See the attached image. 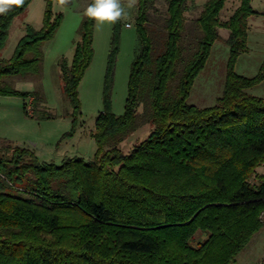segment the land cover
Returning <instances> with one entry per match:
<instances>
[{
  "label": "trees",
  "instance_id": "obj_1",
  "mask_svg": "<svg viewBox=\"0 0 264 264\" xmlns=\"http://www.w3.org/2000/svg\"><path fill=\"white\" fill-rule=\"evenodd\" d=\"M31 1L0 15V50ZM158 1L136 3L140 48L125 113L114 115L106 98L91 161L40 162L21 147L0 157V264H234L264 227V175L250 181L264 164V99L246 92L261 83L264 69L254 78L234 70L248 50L252 0H240L226 21L220 15L227 0H206L192 40L190 0H166L164 16ZM45 2L41 28L26 26L11 57L0 59V95H29L7 78L39 73L42 45L62 21L53 16L54 0ZM94 26L84 15L72 61L60 62L75 115ZM220 29L228 30L230 49L223 93L214 106L196 107L188 99ZM148 123L154 126L148 137L124 153L119 144ZM199 232L208 237L194 247Z\"/></svg>",
  "mask_w": 264,
  "mask_h": 264
},
{
  "label": "rangeland",
  "instance_id": "obj_2",
  "mask_svg": "<svg viewBox=\"0 0 264 264\" xmlns=\"http://www.w3.org/2000/svg\"><path fill=\"white\" fill-rule=\"evenodd\" d=\"M122 3L127 7L128 0H122ZM136 3L128 10L130 19L121 21L117 44L114 42L116 24L98 27L95 23L93 59L79 85L80 111L77 115L63 92L60 62L63 59L71 62L73 59L89 0H72L64 11H60L58 6L54 7L53 3V16L61 14L62 21L54 37L42 45L43 60L39 73L7 78L14 89L29 95H0V157L9 156L14 147H21L34 151L40 162L56 165H60L66 157H80L85 161L94 158L97 146L93 134L97 117L105 111L106 98L114 115L122 117L125 113L131 67L140 48L134 18L137 14ZM205 3L206 0L188 2L185 13L188 40L193 39L196 19ZM239 3L240 0H227L220 15L221 20H228ZM251 6L256 14L248 18V50L240 54L234 69L248 78H254L264 69V0H252ZM157 8L159 15L164 16L166 0H159ZM45 11V0H32L25 11L13 19L6 42L0 50V59L11 57L26 26L41 28ZM126 24H130V27ZM219 32L220 37L213 44L188 99V103L196 107L214 106L223 93L230 49L227 44L228 30L220 29ZM246 92L264 99V78ZM30 97H33V103L31 111H28L25 106ZM153 128L150 123L139 127L119 144V148L129 153L137 143L148 137ZM260 175H264V164L258 166L250 181L259 183ZM207 237V234L199 232L191 244L198 247ZM262 255L264 227L253 235L234 264H263L264 260L260 259Z\"/></svg>",
  "mask_w": 264,
  "mask_h": 264
},
{
  "label": "clouds",
  "instance_id": "obj_3",
  "mask_svg": "<svg viewBox=\"0 0 264 264\" xmlns=\"http://www.w3.org/2000/svg\"><path fill=\"white\" fill-rule=\"evenodd\" d=\"M69 3L70 0H54V7L58 6L60 11H64ZM135 3L136 0H128L125 7L122 0H91L84 15L98 27L105 24L115 25L130 19L128 10L132 9ZM23 4L24 0H0V15H6L14 7H22Z\"/></svg>",
  "mask_w": 264,
  "mask_h": 264
},
{
  "label": "built area",
  "instance_id": "obj_4",
  "mask_svg": "<svg viewBox=\"0 0 264 264\" xmlns=\"http://www.w3.org/2000/svg\"><path fill=\"white\" fill-rule=\"evenodd\" d=\"M127 25V27H130V24H126ZM32 103H33V97H30L28 100H27V103H26V109L28 110V111H31V109H32ZM264 218V213H262L261 214V216H260V219L262 220Z\"/></svg>",
  "mask_w": 264,
  "mask_h": 264
},
{
  "label": "crops",
  "instance_id": "obj_5",
  "mask_svg": "<svg viewBox=\"0 0 264 264\" xmlns=\"http://www.w3.org/2000/svg\"><path fill=\"white\" fill-rule=\"evenodd\" d=\"M260 259L263 261V260H264V255H262V256L260 257Z\"/></svg>",
  "mask_w": 264,
  "mask_h": 264
},
{
  "label": "water",
  "instance_id": "obj_6",
  "mask_svg": "<svg viewBox=\"0 0 264 264\" xmlns=\"http://www.w3.org/2000/svg\"><path fill=\"white\" fill-rule=\"evenodd\" d=\"M264 264V263H263Z\"/></svg>",
  "mask_w": 264,
  "mask_h": 264
}]
</instances>
